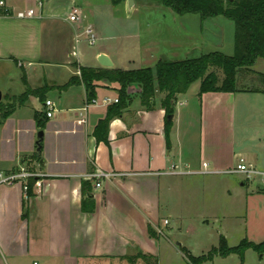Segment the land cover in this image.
Here are the masks:
<instances>
[{
	"label": "crops",
	"instance_id": "0c3cea01",
	"mask_svg": "<svg viewBox=\"0 0 264 264\" xmlns=\"http://www.w3.org/2000/svg\"><path fill=\"white\" fill-rule=\"evenodd\" d=\"M7 2L14 11L29 15L0 18V65L17 68L16 78L1 88L2 95L3 91L10 92L13 85L17 91L13 93L25 92L24 73L31 88H47L44 100L36 93L30 94L25 103L15 106L12 114L0 118L6 124L23 112L18 115L15 133L0 138V171L10 172L33 160L38 166L30 169L42 180V187L33 186L29 198L20 182L0 184V264H132L130 257L139 253L158 257L157 241L162 234L158 231L169 225L160 216L164 185L173 189V179L178 176L227 172L236 167L238 162L231 166L230 158L219 150L218 141L215 144L209 135L214 130L217 133L222 106L244 92H205L200 96L198 91L202 107L199 148L191 145L188 135L193 113L176 108L182 96H178L175 105L169 136L160 100L148 110L133 94L129 106L111 121L109 143L98 142L94 130L112 104L103 100L119 98L120 85L100 81L97 102L87 111L83 110L89 96L85 84L62 86L71 77L81 75L78 65L104 67L99 62L101 54H106L115 68L154 66L163 53L161 42L154 41L159 35L141 30L118 35L104 30L105 25L116 21L115 10L127 6L128 0L117 6L111 0ZM75 7L81 16L78 21H71L69 15ZM88 25L98 37L90 52L83 34ZM31 78L38 80L32 84ZM139 89L133 84L128 91L135 93ZM53 93L56 99L51 96ZM46 99L55 102L57 112L40 126L37 114L43 111ZM182 103L186 105L188 101ZM25 117L33 118L32 125L25 124ZM82 119L85 121L80 122ZM39 129L45 132L40 151L35 135ZM27 130L32 135L24 139L22 134ZM231 154L236 155L234 142ZM173 162L180 165L182 172L171 171ZM204 162L209 163L207 172L202 170ZM98 169L121 175L106 179L101 188H96L92 175ZM85 181L90 184L89 198L83 189ZM84 199L88 210L83 209ZM140 260L135 259V264Z\"/></svg>",
	"mask_w": 264,
	"mask_h": 264
},
{
	"label": "rangeland",
	"instance_id": "374dc122",
	"mask_svg": "<svg viewBox=\"0 0 264 264\" xmlns=\"http://www.w3.org/2000/svg\"><path fill=\"white\" fill-rule=\"evenodd\" d=\"M136 4H142V1L134 0L131 7L128 1L127 6L118 7L115 10L116 21L111 26L105 25L104 30L118 35L125 32L134 34L140 30L144 33H155L159 37L154 41L161 42V47L159 46L163 52L161 58L179 60L189 55L212 51L233 54L235 32L233 21L223 16L202 21L199 14H178L167 6L150 3L135 9ZM94 47L96 45H88L87 51L90 52ZM187 49L188 53H185ZM254 68L264 72V58H259ZM211 69L216 70L220 79H223L224 75L220 69ZM18 71H21L20 68ZM16 73L15 65H0V90L12 78H16ZM37 80L31 78L30 81L35 84ZM199 83L200 80L193 83L185 97L179 95L182 97L176 105L178 109H186L193 113L194 118L188 135L191 136V145L196 148H199L201 143L202 107L198 96ZM14 87L16 86L13 85L10 92L3 91L0 118L6 106L21 105L30 97L24 92L13 93L17 92L14 91ZM45 88L47 87L35 88L38 89L37 95L44 94ZM51 96L56 99L55 93ZM185 99L188 103L181 104ZM222 108L223 113L220 114L217 127L214 126L217 133L215 135L213 129L214 132H210L209 135L210 140L214 143L218 141L219 150L221 149L225 157L230 158L228 163L231 166L236 165L243 156L258 170L264 171V93H241L236 98L229 99L227 106ZM22 114L23 112L17 113L6 124L0 122V138L15 133V123L19 120L18 115ZM22 120L27 125L34 122L33 118L25 117ZM41 130L35 133L37 140ZM30 135L32 133L27 130L22 137L26 139ZM233 142L235 156L231 154ZM20 166L30 169L37 167L38 164L37 161L35 163L30 160L16 169ZM173 180H175L173 189L164 185V205L160 213L161 218L168 219L170 223L163 226V233L157 241L159 249L155 254L158 257L154 256L153 259H149L150 261L159 262L157 264H195L190 256L200 257L207 254L212 247L219 245L222 235L226 237L230 246L239 245L247 237L255 243L264 241V193L261 192L264 188L259 185L258 179H246L242 173L218 171L212 174L182 175ZM240 263V255L233 253L227 257L216 255L201 264ZM139 264L147 263L141 259ZM242 264H264V256L261 252L249 248L245 251Z\"/></svg>",
	"mask_w": 264,
	"mask_h": 264
},
{
	"label": "trees",
	"instance_id": "16d2710c",
	"mask_svg": "<svg viewBox=\"0 0 264 264\" xmlns=\"http://www.w3.org/2000/svg\"><path fill=\"white\" fill-rule=\"evenodd\" d=\"M125 0H111L117 6ZM142 3L159 4L171 8L178 14L195 13L201 16L202 21L209 18L223 16L235 24L234 52L226 54L221 51L202 52L189 55L184 59L173 60L162 57L154 66L135 69L115 67H89L80 66L81 75L73 76L62 87H68L77 82H83L88 91V99L95 98L98 83L106 80L110 83H118L119 101L108 106L106 116L101 119L94 135L98 142L109 143V131L111 121L120 116L132 101L133 94L140 97L142 105L152 110L158 100L166 112V134L169 136L173 118H168L175 113V105L179 95L188 92L193 83L200 80L199 95L205 92H260L264 93V72L254 68L259 58H264V0H140ZM220 69L224 75L220 79L216 70ZM23 81L27 85L26 95L38 93V89L29 86L25 73ZM138 85L140 89L135 93H129L130 85ZM42 100L44 94L39 95ZM161 96V97H160ZM15 110V105L6 106L2 117L7 118ZM42 116V118H40ZM38 124L45 125L47 118L42 111ZM44 117V118H43ZM35 179L30 180L29 195H32V187ZM89 182L83 183V189L89 195ZM87 199L83 200V209L88 210ZM152 234L155 232L150 229ZM253 248L264 254V241L255 243L244 239L239 245L230 246L225 236H221L218 246L212 247L207 254L193 257L195 264H201L216 255L227 257L237 253L244 260L245 251ZM153 255L139 253L132 256L133 262L137 258L143 259L147 264H157L149 259Z\"/></svg>",
	"mask_w": 264,
	"mask_h": 264
},
{
	"label": "built area",
	"instance_id": "2783aa9c",
	"mask_svg": "<svg viewBox=\"0 0 264 264\" xmlns=\"http://www.w3.org/2000/svg\"><path fill=\"white\" fill-rule=\"evenodd\" d=\"M29 14L26 13L25 11H14V9L8 4L7 0H0V18L2 17H12V16H18V17H27ZM81 13L79 8L75 7L73 8L72 12L69 15V19L71 21H78L80 19ZM83 34L86 35L87 42L90 45L96 44L98 37L95 32V29L91 26L88 25L85 27ZM79 41V40H78ZM104 103L109 104V103H116L119 101V98H111V97H105L104 98ZM97 100L95 98L93 99H87L86 103L83 107L84 111H87L88 108L96 104ZM43 112L47 118H52L56 115L57 108L56 104L53 100L51 99H46L43 107ZM84 122L85 119L80 120V122ZM171 171L174 173L182 172V169L180 168V165L177 163H172L171 164ZM203 172L209 171V163L204 162L202 166ZM227 172H239L244 174L246 179H258L259 180V185L264 188V171L258 170L255 165L247 160L245 157H240L238 164L236 165L235 168L230 169ZM121 173H114V172H107L101 169H98L92 177L94 178V185L96 188H101L103 186V181L106 179H111L113 177L120 176ZM34 178V184L33 186L36 188H41L42 187V180L40 179V176L37 172L28 169L27 167L20 166L19 168L12 170L10 172L7 171H0V184H7V185H12L17 182L22 183L23 185V190L26 198H29V191H30V180ZM165 224H169V220L165 219L164 220ZM159 233H163L162 229H159ZM35 264H40L39 262H35Z\"/></svg>",
	"mask_w": 264,
	"mask_h": 264
},
{
	"label": "water",
	"instance_id": "95a60500",
	"mask_svg": "<svg viewBox=\"0 0 264 264\" xmlns=\"http://www.w3.org/2000/svg\"><path fill=\"white\" fill-rule=\"evenodd\" d=\"M130 5L132 3H134V0H128ZM99 62L104 66V67H112L113 66V62L110 60V58L106 55V54H101L100 57H99ZM2 92L0 90V101L2 100ZM168 118H173V114H170ZM44 130H41L39 132V136H38V141H37V144H38V149L39 151L42 149V141H43V138H44Z\"/></svg>",
	"mask_w": 264,
	"mask_h": 264
}]
</instances>
